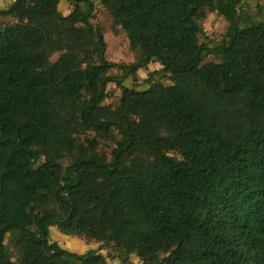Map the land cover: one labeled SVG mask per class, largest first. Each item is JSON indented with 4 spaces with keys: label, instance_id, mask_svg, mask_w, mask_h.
Returning <instances> with one entry per match:
<instances>
[{
    "label": "trees",
    "instance_id": "16d2710c",
    "mask_svg": "<svg viewBox=\"0 0 264 264\" xmlns=\"http://www.w3.org/2000/svg\"><path fill=\"white\" fill-rule=\"evenodd\" d=\"M61 1L0 9V264H264V19L247 0H101L138 52L119 64L95 1ZM152 62L173 84H125ZM54 226L118 254L64 248Z\"/></svg>",
    "mask_w": 264,
    "mask_h": 264
},
{
    "label": "rangeland",
    "instance_id": "374dc122",
    "mask_svg": "<svg viewBox=\"0 0 264 264\" xmlns=\"http://www.w3.org/2000/svg\"><path fill=\"white\" fill-rule=\"evenodd\" d=\"M15 0H0V9L8 8ZM96 3L95 15L93 23L95 25L102 26L104 30V37L107 42L106 57L108 60L119 63V64H131L134 63L138 58V52L131 48L129 38L126 32L121 26H115L114 17L108 11V9L102 4L101 0H94ZM251 6L252 12L255 15L256 20L264 19V0H247ZM247 6H241V10H246ZM74 10V4L71 0H62L60 3V11L64 15L70 14ZM227 31V21L224 16L217 12L212 13L204 23L203 32L200 36L201 41L216 46L223 42ZM62 52H57L51 56V61L55 62L58 60ZM114 73L118 72L117 68H114ZM153 72H158L157 76H151ZM151 79L152 82H163L165 85H171L169 75H167L163 66L157 62H152L148 67L140 69L136 79L130 77L125 84L130 87L138 86L139 89H147L149 87L146 84L147 79ZM109 98L104 102L106 105L117 107L120 104V98L122 95L121 88L111 82L108 85ZM89 136L82 132L80 134L79 143L87 145V138ZM119 138L117 131L109 137H100V141L103 147V151L111 158L112 150L116 146V140ZM172 155L177 156L178 154L172 152ZM44 157L42 161H44ZM63 162L67 164L68 159H64ZM51 238L60 243V245L69 250L85 253L90 250H99L100 253L108 256L109 254H118V251L113 247V243L107 244L105 242L98 241L96 239H87L84 236L67 235L60 231L56 226L51 228ZM11 236L7 235L6 243H9ZM15 261L20 262L18 256H15ZM109 264H122L120 258L110 259L108 258ZM128 264H143L140 258L133 254Z\"/></svg>",
    "mask_w": 264,
    "mask_h": 264
}]
</instances>
